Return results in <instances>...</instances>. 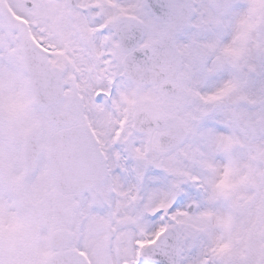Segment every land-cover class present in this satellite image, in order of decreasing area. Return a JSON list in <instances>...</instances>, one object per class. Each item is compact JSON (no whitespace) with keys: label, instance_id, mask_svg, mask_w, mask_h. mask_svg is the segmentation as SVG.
<instances>
[{"label":"snow or ice","instance_id":"1","mask_svg":"<svg viewBox=\"0 0 264 264\" xmlns=\"http://www.w3.org/2000/svg\"><path fill=\"white\" fill-rule=\"evenodd\" d=\"M0 264H264V0H0Z\"/></svg>","mask_w":264,"mask_h":264}]
</instances>
